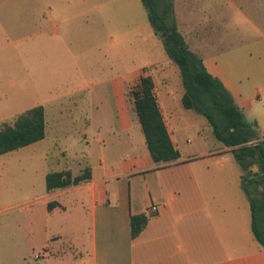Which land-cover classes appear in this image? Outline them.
Returning a JSON list of instances; mask_svg holds the SVG:
<instances>
[{"label": "crops", "instance_id": "obj_1", "mask_svg": "<svg viewBox=\"0 0 264 264\" xmlns=\"http://www.w3.org/2000/svg\"><path fill=\"white\" fill-rule=\"evenodd\" d=\"M219 1L212 5L213 10L196 11L185 5L182 17L196 16L197 20L191 22L194 36L182 33L208 71L231 91L247 119L255 120L260 128L264 121V0ZM232 6L255 29L243 44L232 42L227 22H223L229 19ZM42 14H38L39 41L44 45L41 57L45 59ZM9 41L1 38L0 45L10 49L17 44ZM18 55L16 52L13 60L20 58ZM38 105L44 107L45 137L1 154L0 159L29 152L47 136L46 104L37 101L18 111L0 98V123L11 122ZM125 105L127 126L123 128L134 129L142 139L144 133L139 130L132 102ZM167 126L174 141L176 128ZM143 137L141 154L131 160L132 164H122L119 142L109 146L105 138L97 136L96 143L89 142V146H97L100 158L90 157L91 177L79 184L47 190L49 172L70 170L73 174L68 166L61 170L47 167V154L34 170L35 174L40 172L38 182L33 180L22 193L10 188L3 194L0 183V264H264V250L254 243L247 221L237 224V208L232 213L223 207V199H228L232 184L236 185V178L225 173L230 166L220 163L229 159L226 152L230 148L215 144L201 154L156 163L145 149ZM198 156L207 159L195 162L192 158ZM222 183L224 186L218 185ZM49 203H53L52 209ZM135 214H144L148 220L140 234L132 237L131 217ZM35 247L45 250L39 253L40 258L32 253Z\"/></svg>", "mask_w": 264, "mask_h": 264}, {"label": "rangeland", "instance_id": "obj_2", "mask_svg": "<svg viewBox=\"0 0 264 264\" xmlns=\"http://www.w3.org/2000/svg\"><path fill=\"white\" fill-rule=\"evenodd\" d=\"M217 3L221 2L174 0L181 32L194 36L191 22L196 16L182 17L186 6L204 11L213 10L212 5ZM232 9L229 19L223 22H227L225 28L234 38L232 42L243 44L255 29L244 15ZM43 12L45 59L41 57L44 45L39 41L38 14L42 17ZM5 37L8 43L17 44L10 49L0 45V98L18 111L37 101L46 104L47 136L29 152L1 157L3 194L10 188L22 193L33 180L38 182L40 172L35 174L34 170L44 154L50 169L68 166L74 176L84 173L90 157L96 161L100 158L97 146H89V142L96 143L97 136L105 138L109 146L118 141L122 149L120 163L132 164L131 160L141 154L144 135L140 132L143 136L138 139L134 129L123 128L127 126L124 111L126 101L131 102L128 90L137 84L140 75L153 77L154 91L169 128H176L173 142L181 156L201 154L215 144L222 145L207 120L182 105L184 87L179 67L168 57L141 0H0V39ZM189 40L195 45L192 37ZM16 52L20 58L13 60ZM258 130L264 136V121ZM226 153L229 159L220 163L230 166L225 173L236 178V185L232 184L226 201L222 198L223 207L232 213L237 208V224L246 220L255 238L248 197L240 184L242 169L232 152ZM192 159L196 162L207 158ZM254 243H258L256 239ZM42 252L45 250L37 247L32 251Z\"/></svg>", "mask_w": 264, "mask_h": 264}, {"label": "trees", "instance_id": "obj_3", "mask_svg": "<svg viewBox=\"0 0 264 264\" xmlns=\"http://www.w3.org/2000/svg\"><path fill=\"white\" fill-rule=\"evenodd\" d=\"M155 34L161 39L168 57L180 70L184 91L182 105L202 115L213 135L230 148L242 169L240 184L247 194L251 229L264 250V139L255 120H248L223 81L208 71L203 58L190 48L178 27L174 0H141ZM151 75H140L128 96L141 124L147 147L156 163L175 162L180 157L175 147ZM45 113L42 105L19 114L11 122L0 123V155L45 137ZM91 177L90 168L73 176L70 170L51 171L46 176L47 190L64 188ZM49 209L53 203H49ZM147 216L131 217L132 237L144 229Z\"/></svg>", "mask_w": 264, "mask_h": 264}, {"label": "built area", "instance_id": "obj_4", "mask_svg": "<svg viewBox=\"0 0 264 264\" xmlns=\"http://www.w3.org/2000/svg\"><path fill=\"white\" fill-rule=\"evenodd\" d=\"M152 209H153V211H156V210H157V207H156V206H153ZM40 256H41V255H40L39 253L35 254V257H36V258H40Z\"/></svg>", "mask_w": 264, "mask_h": 264}]
</instances>
